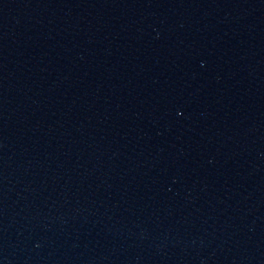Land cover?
<instances>
[{
	"label": "water",
	"instance_id": "1",
	"mask_svg": "<svg viewBox=\"0 0 264 264\" xmlns=\"http://www.w3.org/2000/svg\"><path fill=\"white\" fill-rule=\"evenodd\" d=\"M0 264H264V0H0Z\"/></svg>",
	"mask_w": 264,
	"mask_h": 264
}]
</instances>
